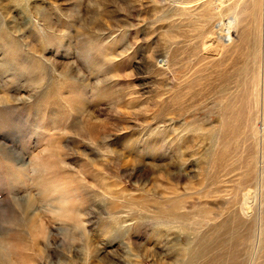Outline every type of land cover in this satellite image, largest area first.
I'll list each match as a JSON object with an SVG mask.
<instances>
[{
    "label": "rangeland",
    "instance_id": "1",
    "mask_svg": "<svg viewBox=\"0 0 264 264\" xmlns=\"http://www.w3.org/2000/svg\"><path fill=\"white\" fill-rule=\"evenodd\" d=\"M0 264H264V0H0Z\"/></svg>",
    "mask_w": 264,
    "mask_h": 264
}]
</instances>
